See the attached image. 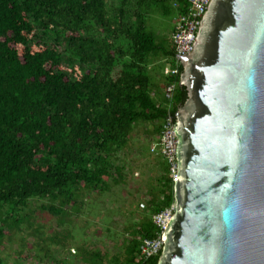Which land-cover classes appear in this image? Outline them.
I'll return each instance as SVG.
<instances>
[{
    "label": "trees",
    "instance_id": "16d2710c",
    "mask_svg": "<svg viewBox=\"0 0 264 264\" xmlns=\"http://www.w3.org/2000/svg\"><path fill=\"white\" fill-rule=\"evenodd\" d=\"M188 2L0 0V246L23 224L32 226L25 211L31 201L61 225L79 216L85 195L122 184L118 162L141 124H152L146 134L159 142L163 120L175 116L188 92L171 35L158 34L152 20L179 16ZM150 152L162 161L159 185L140 203L145 214L123 262L109 264H158L161 256L144 260L139 252L159 232L152 216L175 200L169 165ZM78 249L80 264H105L101 252Z\"/></svg>",
    "mask_w": 264,
    "mask_h": 264
},
{
    "label": "water",
    "instance_id": "95a60500",
    "mask_svg": "<svg viewBox=\"0 0 264 264\" xmlns=\"http://www.w3.org/2000/svg\"><path fill=\"white\" fill-rule=\"evenodd\" d=\"M180 62L188 98L158 264H264V0H212Z\"/></svg>",
    "mask_w": 264,
    "mask_h": 264
},
{
    "label": "rangeland",
    "instance_id": "374dc122",
    "mask_svg": "<svg viewBox=\"0 0 264 264\" xmlns=\"http://www.w3.org/2000/svg\"><path fill=\"white\" fill-rule=\"evenodd\" d=\"M177 16L155 14L152 23L156 32L171 35ZM162 63L165 62L157 61L155 66ZM153 75L155 81H161L158 69ZM159 83L162 88V82ZM167 94L171 92L167 90ZM147 130L153 131V125L138 126L129 147L121 155L118 163L124 167V182L111 184L105 193L85 195L79 216H71L67 223L60 225L57 218L40 209L42 202L31 201L25 211L32 216V226L23 224L19 233L13 234L5 246H0V256L7 260L6 263L80 264L74 257L82 250L79 247L101 252L105 255V264L112 258L123 262L124 247L131 239L136 223L145 214V208H139L140 203L159 185L162 170V161L150 152L152 144ZM37 244L42 248L49 246L51 254L47 256L46 250H41Z\"/></svg>",
    "mask_w": 264,
    "mask_h": 264
},
{
    "label": "built area",
    "instance_id": "2783aa9c",
    "mask_svg": "<svg viewBox=\"0 0 264 264\" xmlns=\"http://www.w3.org/2000/svg\"><path fill=\"white\" fill-rule=\"evenodd\" d=\"M212 0H189L185 13L177 16L175 26L171 33L172 42L176 48L177 64H181L180 57L192 54L195 49L197 36L201 21L206 14ZM173 74H177L174 69ZM172 86L167 90L171 92ZM170 96V94H167ZM175 117L168 115L162 123L161 137L159 142L154 143L151 151L162 158L169 165V173L176 179L178 163H177V146L178 137L174 130ZM141 207H144L141 205ZM173 217V204L165 208L162 212L152 216L153 223L159 228L157 237L153 239H144L139 246V252L144 260H149L162 252L164 246L163 235Z\"/></svg>",
    "mask_w": 264,
    "mask_h": 264
}]
</instances>
